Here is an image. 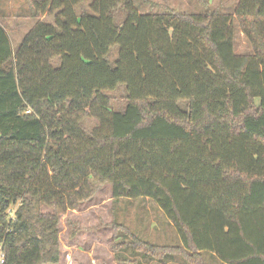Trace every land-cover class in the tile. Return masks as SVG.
<instances>
[{
    "label": "trees",
    "instance_id": "obj_1",
    "mask_svg": "<svg viewBox=\"0 0 264 264\" xmlns=\"http://www.w3.org/2000/svg\"><path fill=\"white\" fill-rule=\"evenodd\" d=\"M28 1L54 22L17 53L0 24V264H58L61 216L104 184L114 201L154 200L182 242L126 231L118 253L264 264V0H237L233 14ZM237 28L251 54H237Z\"/></svg>",
    "mask_w": 264,
    "mask_h": 264
},
{
    "label": "rangeland",
    "instance_id": "obj_2",
    "mask_svg": "<svg viewBox=\"0 0 264 264\" xmlns=\"http://www.w3.org/2000/svg\"><path fill=\"white\" fill-rule=\"evenodd\" d=\"M92 0H85L77 7L78 14L90 12ZM140 14L162 13L165 9H174L179 13H201L203 5H210L222 13L233 14L237 0H134ZM28 0H0V24L8 33L15 53L20 49L30 31L39 23H53V18L44 14H35ZM126 16L116 18L119 24ZM236 51L240 55L252 53L251 46L239 28L236 32ZM118 50L113 48L109 57L111 63L117 58ZM57 65V64H55ZM111 105L115 110L124 107L123 88L109 92ZM93 125L91 121L86 123ZM43 213L50 209L42 207ZM128 231L143 241L159 246H179L181 238L165 213L154 200L117 199L113 200L111 186L101 185L93 199L75 211H68L60 219V262L58 264H159L157 261L145 263L141 256L133 257L131 250H116V243L128 242ZM205 263L221 264L210 259L206 253ZM0 254V259H1ZM1 262V260H0ZM133 262V263H132ZM166 264V263H165ZM167 264H182L173 259Z\"/></svg>",
    "mask_w": 264,
    "mask_h": 264
},
{
    "label": "crops",
    "instance_id": "obj_3",
    "mask_svg": "<svg viewBox=\"0 0 264 264\" xmlns=\"http://www.w3.org/2000/svg\"><path fill=\"white\" fill-rule=\"evenodd\" d=\"M181 243H182V242H181ZM181 245H182V244H181ZM181 245H180V246H181ZM206 255H207L206 253H202V257H203L204 260H205ZM209 257H210L211 260H213V259H217V258H216L214 255H212V254H211ZM217 260H218V259H217ZM218 261H219V260H218ZM181 263H182V262H181ZM220 263H221V262H220ZM182 264H183V263H182ZM206 264H207V263H206ZM214 264H218V263L214 262ZM221 264H223V263H221Z\"/></svg>",
    "mask_w": 264,
    "mask_h": 264
},
{
    "label": "built area",
    "instance_id": "obj_4",
    "mask_svg": "<svg viewBox=\"0 0 264 264\" xmlns=\"http://www.w3.org/2000/svg\"><path fill=\"white\" fill-rule=\"evenodd\" d=\"M0 260H1V263H3V258H2V256H1V259H0Z\"/></svg>",
    "mask_w": 264,
    "mask_h": 264
}]
</instances>
